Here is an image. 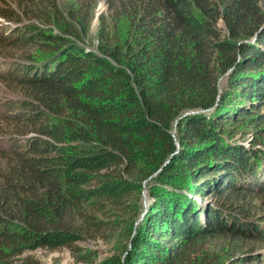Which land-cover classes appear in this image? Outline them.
Segmentation results:
<instances>
[{
	"label": "trees",
	"instance_id": "trees-1",
	"mask_svg": "<svg viewBox=\"0 0 264 264\" xmlns=\"http://www.w3.org/2000/svg\"><path fill=\"white\" fill-rule=\"evenodd\" d=\"M96 2L0 8L15 23L0 42L25 51L6 72L23 97L2 114L19 133L0 146V264H40L27 254L39 248L89 262L76 244L112 237V210L128 214L129 241L99 264H221L216 237L264 243L263 223L247 220L264 192V0H105L89 49L78 41ZM246 119L249 146L234 139Z\"/></svg>",
	"mask_w": 264,
	"mask_h": 264
},
{
	"label": "rangeland",
	"instance_id": "rangeland-1",
	"mask_svg": "<svg viewBox=\"0 0 264 264\" xmlns=\"http://www.w3.org/2000/svg\"><path fill=\"white\" fill-rule=\"evenodd\" d=\"M68 1L70 0H58L61 8H65V5ZM7 4L14 6L16 4V0H0V8H4V6H7ZM105 12V0H97L92 13L89 33L84 38V40L78 41L79 44L89 49H96V44L98 41L97 31L99 27V16L101 13ZM22 20L23 23L35 22L39 26L47 27L43 22L35 21L33 18L22 17ZM14 24L15 23H13L12 20H9L8 18L0 15V40L5 37V35L7 34L6 31L10 27H13ZM219 25L223 26L222 20H219ZM49 26L55 29V26H53L52 24H50ZM5 28L6 31H4ZM5 45L0 42V146H4L7 143V139L13 138L14 136L17 137V134L19 133L17 128L18 126L7 124L3 120L2 114L4 113L5 109L8 108L10 101L22 99L23 97L19 87L15 86L6 78L8 76L6 74L7 70L9 69L8 64L12 61V67L16 63L22 62L25 59L23 57V53H25V51L18 47L15 48L16 45L14 46L10 43H6ZM29 49L32 50V52L30 53H33L34 57L40 56V59H44L47 55L46 52H42L41 50L36 49L34 46L30 47ZM47 57H49V55ZM230 71L223 74L219 78V91H221L222 88H226L228 86V73ZM235 97L238 98V96L235 94L231 97V99ZM262 110H264V108H261L259 111ZM187 113H184L183 116H185ZM253 127V120L249 121V119L244 120L243 123L238 126V128L234 127V139H238L237 143L249 146V143L254 140L253 136L258 135L256 131H253ZM29 129L30 128L27 127L26 131L30 132ZM244 131L247 134L240 139L239 135ZM260 132L264 134V131ZM172 133L176 134V130L173 129ZM176 142V144L178 145L177 139ZM2 167H5V159L0 155V168ZM151 185V179H147L146 181H144V190L140 200L139 214L134 221V228H136L140 224L143 216L146 213V210L148 209L149 203L151 201L149 195V188ZM256 188L254 190V194H251L253 196V199H251L250 202L252 206H255L256 215L248 216L247 220L253 222L261 221V223H263L262 225H264V192L256 190ZM201 200L208 205L216 202V198H213V196L210 195H205ZM107 213H109L110 217L112 218L122 219V225L118 228L114 235L108 239L85 240L77 242L76 244V253H79V255L81 257L83 256V258L89 253V251H91L93 257L89 262L77 261L76 257L73 256L72 252L68 248H61L56 251L39 248L27 252V254H30L34 258H36L40 264H99L101 261L105 260L113 254H120L128 245L129 241L128 235L126 234V226H124L126 225L129 216L128 214L123 215L120 211L114 212L113 210L108 211ZM234 213L238 215L240 219L244 218L242 214H239L235 211ZM160 239L164 241L166 237H161ZM210 249L220 256L222 260L221 264H264V261L259 260L260 256L264 254V243L254 241L249 237H246L244 239H235L230 236L216 237L210 241Z\"/></svg>",
	"mask_w": 264,
	"mask_h": 264
}]
</instances>
